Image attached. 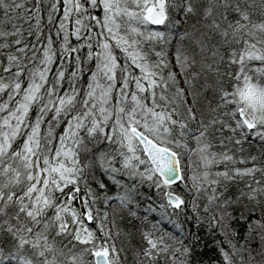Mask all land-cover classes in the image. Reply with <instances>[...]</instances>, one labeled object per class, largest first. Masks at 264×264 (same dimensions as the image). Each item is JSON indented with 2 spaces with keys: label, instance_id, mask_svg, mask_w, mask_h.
Segmentation results:
<instances>
[{
  "label": "snow or ice",
  "instance_id": "obj_1",
  "mask_svg": "<svg viewBox=\"0 0 264 264\" xmlns=\"http://www.w3.org/2000/svg\"><path fill=\"white\" fill-rule=\"evenodd\" d=\"M129 253L264 264V0H0V264Z\"/></svg>",
  "mask_w": 264,
  "mask_h": 264
},
{
  "label": "trees",
  "instance_id": "obj_2",
  "mask_svg": "<svg viewBox=\"0 0 264 264\" xmlns=\"http://www.w3.org/2000/svg\"><path fill=\"white\" fill-rule=\"evenodd\" d=\"M93 227H94V225H93ZM119 246H121V243L120 242H118V247ZM123 246L124 247H128V242H127V240H124L123 241ZM122 256H123V254H122ZM131 260H132V258H131V253H129L128 254V262H127V264H131Z\"/></svg>",
  "mask_w": 264,
  "mask_h": 264
}]
</instances>
